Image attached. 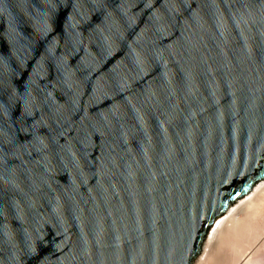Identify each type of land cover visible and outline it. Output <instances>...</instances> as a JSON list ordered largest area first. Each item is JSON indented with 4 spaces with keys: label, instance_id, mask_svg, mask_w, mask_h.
Returning <instances> with one entry per match:
<instances>
[{
    "label": "water",
    "instance_id": "obj_1",
    "mask_svg": "<svg viewBox=\"0 0 264 264\" xmlns=\"http://www.w3.org/2000/svg\"><path fill=\"white\" fill-rule=\"evenodd\" d=\"M264 180V0H0V264H191Z\"/></svg>",
    "mask_w": 264,
    "mask_h": 264
},
{
    "label": "bare ground",
    "instance_id": "obj_2",
    "mask_svg": "<svg viewBox=\"0 0 264 264\" xmlns=\"http://www.w3.org/2000/svg\"><path fill=\"white\" fill-rule=\"evenodd\" d=\"M192 264H264V180L215 221Z\"/></svg>",
    "mask_w": 264,
    "mask_h": 264
},
{
    "label": "rangeland",
    "instance_id": "obj_3",
    "mask_svg": "<svg viewBox=\"0 0 264 264\" xmlns=\"http://www.w3.org/2000/svg\"><path fill=\"white\" fill-rule=\"evenodd\" d=\"M249 194H250V193H249ZM249 194H247V195H245L244 197H242V198H240L239 200H237L236 203H241V204H242L243 201L247 200ZM234 205H235V203H234ZM259 218H260V217H259ZM256 221H257V219H256ZM198 255H199V254H198ZM192 262H193V261H192ZM191 264H192V263H191Z\"/></svg>",
    "mask_w": 264,
    "mask_h": 264
}]
</instances>
